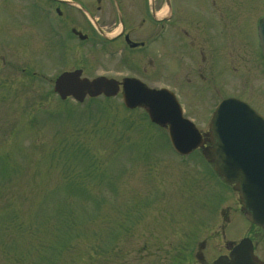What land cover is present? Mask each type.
<instances>
[{"label":"rangeland","instance_id":"obj_1","mask_svg":"<svg viewBox=\"0 0 264 264\" xmlns=\"http://www.w3.org/2000/svg\"><path fill=\"white\" fill-rule=\"evenodd\" d=\"M226 2L231 41L216 51L211 35L205 62L186 45L164 64L201 131L223 96L264 115L254 36L264 0ZM87 59L75 53L70 65L88 77L128 73L116 59L99 58L112 60L107 69ZM58 72L51 62L35 75L0 72V264H211L245 236L264 259V231L250 226L198 150L179 157L166 129L126 109L119 94L60 100Z\"/></svg>","mask_w":264,"mask_h":264},{"label":"flooded vegetation","instance_id":"obj_2","mask_svg":"<svg viewBox=\"0 0 264 264\" xmlns=\"http://www.w3.org/2000/svg\"><path fill=\"white\" fill-rule=\"evenodd\" d=\"M226 4V0H0V72L35 75L51 62L59 71L54 83L60 73L82 69L70 65L78 53L95 68L107 69L112 60L101 62L104 57L126 65L122 68L128 73L108 77H135L149 87L171 89L170 66L164 65L170 51L181 55L186 45L193 46L201 64L206 61L203 41L212 35L216 51L220 41H231ZM263 15L257 16L254 36L264 68L257 35ZM153 54L159 55V62ZM42 57L48 58L46 63Z\"/></svg>","mask_w":264,"mask_h":264},{"label":"water","instance_id":"obj_3","mask_svg":"<svg viewBox=\"0 0 264 264\" xmlns=\"http://www.w3.org/2000/svg\"><path fill=\"white\" fill-rule=\"evenodd\" d=\"M264 55V17L258 26ZM122 102L127 108L141 107L151 122L166 127L173 148L188 154L202 147L204 158L237 192L246 219L264 228V116L236 97L219 102L209 121L208 131L201 133L185 118L175 95L163 89H151L135 78L120 82ZM54 90L60 98L72 96L82 102L85 96H114L119 83L112 78L81 77V70L61 73ZM211 143L204 147L205 143ZM212 264H264L253 253L249 238L241 239L227 256L217 257Z\"/></svg>","mask_w":264,"mask_h":264}]
</instances>
